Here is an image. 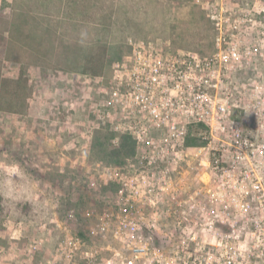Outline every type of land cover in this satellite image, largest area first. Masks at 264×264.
I'll list each match as a JSON object with an SVG mask.
<instances>
[{
	"label": "rangeland",
	"instance_id": "obj_1",
	"mask_svg": "<svg viewBox=\"0 0 264 264\" xmlns=\"http://www.w3.org/2000/svg\"><path fill=\"white\" fill-rule=\"evenodd\" d=\"M93 1L86 13L90 22L107 23L110 14L113 16L105 31L99 34L70 26L66 22L71 20L62 22L61 30L68 39L98 37L118 50L121 58L129 53L130 42L155 40L168 44L174 52L210 54L214 31L209 15L220 12L221 7L231 21H237L241 47L251 49L241 68L229 74V86L240 93L241 108L233 113L243 116L245 134L254 137L257 130L258 141L264 142V0H214L213 6L202 0ZM25 6L34 14L41 10L38 0H0V37L13 10ZM52 6L50 11L55 9ZM3 50L0 39V52ZM58 56L51 59L61 64ZM60 64L27 68L31 95L25 115L0 112V264H83L77 255L67 261L59 251L66 238L77 235L79 229L85 236L83 242L100 252L96 264H107L111 258L106 247L119 249L109 234H98L94 219L104 208L112 209L113 193L104 192L98 178L100 166L108 165L99 164L91 155L96 132L91 131L90 138L82 137L94 124L85 102L98 99L99 94L80 73ZM109 68L102 75L105 78ZM0 70L4 77L15 78L18 65L1 58ZM185 160L188 164L174 174L178 187L170 188L177 192L175 200L162 198L155 208L157 216L148 220L155 224L161 242L175 247L190 242L186 236L193 228L196 237L202 235L200 220L182 218L184 208L177 205L187 208L189 196L199 199L194 193L202 194L217 183L213 172L198 165L199 156ZM86 211L91 212L90 219L85 218ZM154 239L158 242L156 236ZM169 249L165 247L163 252L168 254Z\"/></svg>",
	"mask_w": 264,
	"mask_h": 264
},
{
	"label": "built area",
	"instance_id": "obj_2",
	"mask_svg": "<svg viewBox=\"0 0 264 264\" xmlns=\"http://www.w3.org/2000/svg\"><path fill=\"white\" fill-rule=\"evenodd\" d=\"M219 10L209 15L214 36L206 56L171 51L159 40L130 42L129 53L110 65L108 77L80 75L99 94L85 102L94 124L82 137L109 128L117 136L130 135L136 146L135 157L123 166H100L101 183L118 186L112 209L94 216L98 234L119 244L106 247L107 264H264V142L257 130L254 137L244 133L243 116L233 113L241 108L240 93L229 86L230 72L241 68L251 49L241 47L237 21ZM195 125L203 126L198 136L206 143L186 147ZM192 156H199L198 165L213 172L217 183L194 193L199 199L189 196L187 208L177 205L184 208L182 218L200 220L202 235L196 237L193 228L186 236L190 242L175 247L161 242L149 221L162 198L175 200L174 174ZM84 215L91 218L89 211ZM163 247L170 248L168 254ZM59 251L67 261L77 255L83 264H96L100 256L76 234Z\"/></svg>",
	"mask_w": 264,
	"mask_h": 264
},
{
	"label": "trees",
	"instance_id": "obj_3",
	"mask_svg": "<svg viewBox=\"0 0 264 264\" xmlns=\"http://www.w3.org/2000/svg\"><path fill=\"white\" fill-rule=\"evenodd\" d=\"M41 10L37 14L32 12L29 6L23 10H13L7 23L6 29L2 31L0 39L3 44V52L0 57L7 61H13L18 65L15 78H6L0 70V112L15 115H25L28 109V99L31 88L27 68L30 65L48 68L54 62L51 56L59 54L62 58L61 67L75 70L81 75L98 77L105 74L114 61L121 60L118 50L110 47L107 43L96 37L94 40L68 39L61 30V23L71 20L70 26H80L82 29L95 30L99 34L105 31L113 21V16L108 17V22H90L86 14L91 10L85 0H38ZM194 1V0H192ZM212 3L214 0H202ZM55 7V11L49 10ZM4 6H1L3 9ZM115 9V8H114ZM51 12V13H48ZM113 12V11H112ZM76 13V16L73 14ZM81 15L82 18L79 19ZM78 16V18H77ZM87 17V18H86ZM59 51V52H58ZM0 58V60H1ZM203 129L202 125L192 126L184 140L186 147H200L206 142L198 133ZM90 148L91 155L101 165L121 167L126 160H132L136 154L135 140L127 134L117 136L109 128L95 131ZM118 137L117 144L111 143ZM116 184L103 187L104 192L115 193ZM77 235L84 240L82 230Z\"/></svg>",
	"mask_w": 264,
	"mask_h": 264
}]
</instances>
